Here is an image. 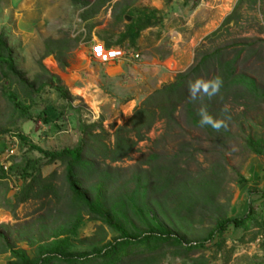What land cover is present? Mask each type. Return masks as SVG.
<instances>
[{"label":"rangeland","instance_id":"rangeland-1","mask_svg":"<svg viewBox=\"0 0 264 264\" xmlns=\"http://www.w3.org/2000/svg\"><path fill=\"white\" fill-rule=\"evenodd\" d=\"M239 1L0 0V33L14 49L17 69L33 83L25 85L0 63V264H20L12 249L38 260L54 252L64 237L71 251L83 252L117 237L72 195L66 163H50L21 137L60 151L77 147L82 128L97 123L112 147L116 128L149 95L193 66L204 43L210 53L226 46L200 76L202 81L220 77L219 93H200L193 100L188 90L175 109L178 127L170 134L166 122L158 121L129 158L105 160L86 150L76 165L77 180L92 202L131 234L171 231L196 242L219 220L245 216L251 208L255 215L246 227L232 225L206 247L188 252L182 245L154 244L163 249L156 264H264V156L249 143L252 139L264 148V0H243L239 20L207 39ZM153 12L152 26L135 44L126 38L117 45L130 22ZM49 38L61 39L67 68L55 55L44 56ZM100 42L140 58L102 64L93 54ZM9 92L30 107V116L15 107ZM201 109L224 119L227 127H201ZM35 159L44 177L55 174L58 193L20 203L24 179L16 169L5 178L2 171L5 165Z\"/></svg>","mask_w":264,"mask_h":264},{"label":"trees","instance_id":"trees-1","mask_svg":"<svg viewBox=\"0 0 264 264\" xmlns=\"http://www.w3.org/2000/svg\"><path fill=\"white\" fill-rule=\"evenodd\" d=\"M74 2H78V0H74ZM105 3L106 1H103L101 7ZM242 3L243 0H240L234 11L225 18L221 26L210 34L207 39L211 40L213 37H218L220 33L239 20L238 17ZM154 18L155 12L141 13L139 17L129 23L125 32L118 40L117 45L122 43L126 38L130 39L132 44H135L141 32L152 26ZM235 43L237 46L247 45L243 41H235ZM107 46L111 47L112 45L108 44ZM205 47L206 43L202 44L197 51L196 62L193 66L184 72H180L172 83L164 85L149 95L142 106L135 109L132 117L124 125L116 128L112 147L105 141L103 134L106 131L103 129V126L97 123L82 128L83 136L77 147H67L60 151H50L39 145L27 143L28 138L21 137L26 142L28 149L40 153L50 163L55 161L66 163V180L72 195L82 200L92 213L100 215L116 232L117 237L102 247L85 252L71 251L70 247L72 243L68 237H64L56 242L54 252L38 260L32 259L25 251L12 249V254L20 261V264H156L158 256L163 254V249H161L160 245L154 244L160 243L164 245L170 243L182 245L186 251L191 252L195 248H203L208 244H213L217 238L224 236L230 226L233 225L236 228L245 227L247 222L253 219L255 213L251 208L245 216L221 219L205 239L196 242H186L171 231L131 234L115 223L112 217L101 206H96L89 196L83 192L77 180L76 165L82 162L86 150H94L96 157L119 161L130 157L136 150L138 143L146 139L147 133L158 121L164 120L166 122L168 133L170 134L178 127L179 122L175 116L177 104L184 100L189 86L195 81L200 80L201 74L207 71L210 61L226 50V46H223L218 47L215 53H210L204 50ZM64 48L61 39L49 38L45 41L44 56L55 55L60 67L65 69L69 64L64 59ZM0 63L7 66L9 72L18 77L25 85L33 87V83L24 79L22 72L17 69L14 49L3 33H0ZM50 65L55 66V61L51 60ZM42 68L47 70L44 65H42ZM234 68H236L235 64H233ZM51 78L57 83L61 82V78L58 75H51ZM8 95L15 107L22 114L30 116V107L23 105L14 93L9 92ZM66 96L69 98L70 95L66 93ZM98 130H101V132ZM249 143L256 155L264 156L263 147L252 139H250ZM152 157L155 159L157 155H152ZM40 164V159H35L25 161L24 164L11 165L10 170L16 169L21 178L24 179V186L18 196L20 203L31 199L41 200L47 196L57 195L58 190L54 182L55 174L52 173L44 177L41 173ZM2 172V177L5 178L7 172L4 170ZM262 195L264 196V192ZM0 237L4 238V235L0 233Z\"/></svg>","mask_w":264,"mask_h":264},{"label":"clouds","instance_id":"clouds-1","mask_svg":"<svg viewBox=\"0 0 264 264\" xmlns=\"http://www.w3.org/2000/svg\"><path fill=\"white\" fill-rule=\"evenodd\" d=\"M222 85L223 81L220 77H216L210 81L197 80L189 86V92L193 100L197 99L198 94L200 93L212 97L219 93ZM199 115L201 117L199 121L201 127H211L216 131L227 127V123L224 119H214L205 109H201Z\"/></svg>","mask_w":264,"mask_h":264},{"label":"built area","instance_id":"built-area-1","mask_svg":"<svg viewBox=\"0 0 264 264\" xmlns=\"http://www.w3.org/2000/svg\"><path fill=\"white\" fill-rule=\"evenodd\" d=\"M93 54L95 57L98 58V60L102 64H110V63H117L124 59H127V57L139 59L140 55L138 53H135L134 51H129L124 47H116L111 46L108 47L104 43H99L94 45L93 47ZM11 167V166H10ZM10 167L5 165L4 169L6 172L10 171Z\"/></svg>","mask_w":264,"mask_h":264},{"label":"water","instance_id":"water-1","mask_svg":"<svg viewBox=\"0 0 264 264\" xmlns=\"http://www.w3.org/2000/svg\"><path fill=\"white\" fill-rule=\"evenodd\" d=\"M128 19H130V17H128ZM131 20V19H130Z\"/></svg>","mask_w":264,"mask_h":264},{"label":"crops","instance_id":"crops-1","mask_svg":"<svg viewBox=\"0 0 264 264\" xmlns=\"http://www.w3.org/2000/svg\"><path fill=\"white\" fill-rule=\"evenodd\" d=\"M246 226H247V224H246ZM246 226H245V227H246Z\"/></svg>","mask_w":264,"mask_h":264}]
</instances>
